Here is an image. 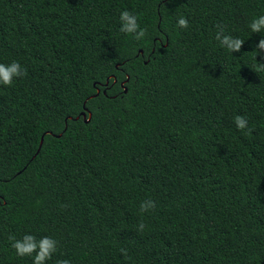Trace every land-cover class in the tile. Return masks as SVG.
<instances>
[{"label":"trees","instance_id":"1","mask_svg":"<svg viewBox=\"0 0 264 264\" xmlns=\"http://www.w3.org/2000/svg\"><path fill=\"white\" fill-rule=\"evenodd\" d=\"M124 10L144 39L120 32ZM260 15L264 0H0V63L28 73L0 84V264H33L9 240L26 234L58 241L46 264H264Z\"/></svg>","mask_w":264,"mask_h":264},{"label":"clouds","instance_id":"2","mask_svg":"<svg viewBox=\"0 0 264 264\" xmlns=\"http://www.w3.org/2000/svg\"><path fill=\"white\" fill-rule=\"evenodd\" d=\"M120 32L132 35L137 41L142 40L147 35V28H142L138 21V17L128 10H124L120 14ZM178 27L187 29L189 27V21L185 17H180L177 21ZM249 28L253 33H264V15L253 19L249 24ZM217 32L215 39L219 42L220 46L227 49L230 52H239L244 44V40L225 34L224 27L217 25ZM255 48L259 53H264V38L260 39ZM27 69L23 67L19 62L12 61L10 64L0 63V84L6 86H12L14 81L18 78L27 76ZM236 127L243 131L248 130L251 134L253 129L248 127V120L242 116L237 115L234 118ZM156 207V202L153 200H145L140 204L141 213L149 212ZM146 225L141 222L136 231L142 233ZM9 240L12 241L11 247L16 250V254L19 257H33V264H46L48 260H51L53 255L58 251V241L51 237H42L39 240L31 234L24 235L21 239H16L14 235L9 236ZM121 252L125 255L126 250L121 249ZM56 264H71L68 259L59 260Z\"/></svg>","mask_w":264,"mask_h":264},{"label":"water","instance_id":"3","mask_svg":"<svg viewBox=\"0 0 264 264\" xmlns=\"http://www.w3.org/2000/svg\"><path fill=\"white\" fill-rule=\"evenodd\" d=\"M140 52H141V50H140ZM120 84L123 85V82H121ZM98 92H99V91L97 90V93H98ZM124 92H126V89H124ZM82 115H83V117L85 116L84 113H82ZM88 119H89V118H88ZM88 119H87V120H88ZM41 142H42V138H41V140H40V144H41Z\"/></svg>","mask_w":264,"mask_h":264}]
</instances>
